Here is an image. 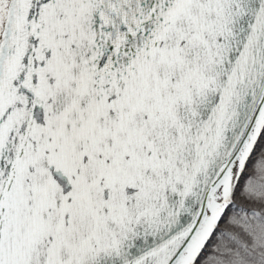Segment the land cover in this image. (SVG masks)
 <instances>
[{
    "label": "snow or ice",
    "instance_id": "1",
    "mask_svg": "<svg viewBox=\"0 0 264 264\" xmlns=\"http://www.w3.org/2000/svg\"><path fill=\"white\" fill-rule=\"evenodd\" d=\"M0 264H264V0H0Z\"/></svg>",
    "mask_w": 264,
    "mask_h": 264
}]
</instances>
